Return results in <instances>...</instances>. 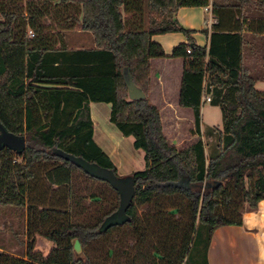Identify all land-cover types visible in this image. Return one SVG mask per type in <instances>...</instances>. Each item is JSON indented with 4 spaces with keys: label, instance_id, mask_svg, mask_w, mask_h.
<instances>
[{
    "label": "trees",
    "instance_id": "obj_1",
    "mask_svg": "<svg viewBox=\"0 0 264 264\" xmlns=\"http://www.w3.org/2000/svg\"><path fill=\"white\" fill-rule=\"evenodd\" d=\"M253 1L0 0V125L26 140L22 151L0 146V208L28 212L25 256L0 250V264H190L203 239L202 264H208L215 230L243 226L244 215L264 200V92L244 65L243 25L227 24L229 13L242 14ZM209 6L216 23L211 34L202 31L209 46L201 47L176 15ZM78 26L93 35L96 48L65 47V32ZM247 31L264 34L263 17ZM169 33L187 42L167 56L152 37ZM159 58L184 60L179 104L192 110L195 135L201 136L203 98L213 95L210 103L220 107L223 128L207 141L179 150L166 138L149 99L151 60ZM129 78L144 100L129 99ZM91 103L111 104V123L145 152L144 171L118 176L94 140ZM96 168L134 182L122 219L121 195L93 175ZM78 176L107 184L118 204L84 214ZM113 235L115 248L102 254ZM38 236L54 244L47 256L36 249Z\"/></svg>",
    "mask_w": 264,
    "mask_h": 264
},
{
    "label": "crops",
    "instance_id": "obj_2",
    "mask_svg": "<svg viewBox=\"0 0 264 264\" xmlns=\"http://www.w3.org/2000/svg\"><path fill=\"white\" fill-rule=\"evenodd\" d=\"M223 0H217L221 3ZM227 19L229 27L243 25L244 30V65L247 67V50L249 48L250 55L253 59L254 66H262L264 68V53L261 54L260 46H264V34H256L247 31V25L255 17L250 16L248 12L240 14L233 10L229 13ZM176 18L180 25L187 30L194 31L192 35L196 43L201 47L209 46V36L203 34V30H211L208 28V23H216V19L212 14V6L206 8H181L179 9ZM247 19V21H245ZM238 22H240L238 24ZM80 32L91 35L89 32H83L78 26L74 30L65 32L64 35ZM33 38V37H32ZM152 41L160 44L167 56H170L173 50L180 44L186 43V37L181 33H169L163 35H155ZM247 42L249 44L247 45ZM93 43V42H92ZM71 41L66 38L64 45L68 50L94 49L95 44L90 46L71 45ZM59 46V45H58ZM184 60L181 58H159L151 60L150 70V89L149 99L152 104L158 107L163 128L165 130L164 114L167 112L170 117L178 115L185 110L191 109L182 108L179 104V94L181 89L182 77L184 73ZM253 75V73H251ZM264 76V69L263 74ZM261 85L259 91L264 92V81L258 82ZM168 94H175L176 104L173 106ZM206 97L203 98L201 131L203 133V110L206 105ZM175 103V102H174ZM171 106V107H169ZM111 104L107 103H91L90 111L91 118L94 123V140L97 145L111 158L113 163L122 174L129 173L130 170H145L146 160L145 152L134 147L135 139L133 137H124L117 127L111 123ZM189 112V113H190ZM179 117L174 118L176 125H181ZM173 119V118H172ZM194 119V115H193ZM194 121V120H193ZM194 122L190 121L192 125ZM172 124V123H171ZM193 131V130H192ZM197 136V135H196ZM129 139H132L135 151L131 153L126 151ZM204 140V137H203ZM172 144L178 149L181 148L178 142L171 140ZM205 141V140H204ZM143 151V153L141 152ZM130 155V156H129ZM25 243H27L25 241ZM0 250L4 251L0 248ZM208 264H264V200L259 203L258 209L255 212H249L244 215L243 226H226L219 227L215 230L209 244L207 252Z\"/></svg>",
    "mask_w": 264,
    "mask_h": 264
},
{
    "label": "rangeland",
    "instance_id": "obj_3",
    "mask_svg": "<svg viewBox=\"0 0 264 264\" xmlns=\"http://www.w3.org/2000/svg\"><path fill=\"white\" fill-rule=\"evenodd\" d=\"M222 4H227L226 2ZM234 4V2H231ZM261 2L259 1H253L251 4H249L247 7H244L242 10V13L248 12L250 16L255 17V19L262 18L264 19V7L260 5ZM240 11V9H239ZM213 24V23H212ZM30 35V33H29ZM67 39L71 41V45H77V46H90L92 44H95L93 35L83 34L80 32H74L70 34L65 35ZM31 37V36H30ZM32 38V37H31ZM93 42V43H92ZM249 42H247V45ZM261 54L264 53V46H260ZM247 68L250 70L251 73H253V76L257 78L258 82L264 81L263 74V67L262 66H254L253 65V59L250 55L249 48L247 50ZM258 90H260L261 85H257L256 87ZM172 105L174 106L176 104V97L175 94H168ZM209 97L213 98V95H209ZM175 102V103H174ZM171 107V106H169ZM190 112V111H189ZM188 110L179 113L178 115H170L166 112L164 115L165 122V130L163 128L164 134L166 138L170 141L174 140L179 143L181 148L179 150H184L192 146L199 138L207 141V136L211 131L214 130H222L223 128V118H222V112L220 107L214 102V103H206L204 110H203V133L201 131V136H196L194 133L195 130V121H193V115ZM178 118L180 120L181 125H176L173 121L174 118ZM173 118V119H172ZM190 121L194 122L192 125L190 124ZM172 123V124H171ZM163 126V124H162ZM193 130V131H192ZM213 136H217L216 132L214 131L212 133ZM132 139H129V144H127L126 151L129 150L131 155L135 151V148L132 144ZM173 145V144H172ZM177 148V147H176ZM143 153V151H141ZM130 156V155H129ZM117 168V167H116ZM118 170V169H117ZM144 170H130L129 173L122 174L120 171L118 172V176L120 178H128L129 176L133 175L136 172H140ZM76 184L79 191V196L81 197L78 200V203H80L79 210L84 211L86 215L92 217L96 215L97 213H102L103 211H109L113 207H115L118 202V196L117 194L105 183L98 182V181H90L87 180L81 176H78L76 179ZM127 181V180H123ZM92 196H95V198L100 199V202H95V199L92 198ZM120 208V207H119ZM144 208H139V212L141 213ZM27 208H18V207H4L0 208V248L4 251L11 252L18 256H25L26 251V243L28 241L27 237V223H28V215H27ZM205 232L203 231V234ZM41 237L38 236L37 238V246L36 249L41 251L45 256H47L50 251V243L45 241V243L39 242ZM111 244H108L106 246H103L102 254L107 253L108 248H115L116 246V238L115 235L112 237ZM132 243V241H130ZM198 253V254H197ZM204 254V239L203 242H201V246L197 249V252L193 255L191 258L190 264H202V256ZM100 256V254H93V256ZM105 264H111V262H107Z\"/></svg>",
    "mask_w": 264,
    "mask_h": 264
},
{
    "label": "water",
    "instance_id": "obj_4",
    "mask_svg": "<svg viewBox=\"0 0 264 264\" xmlns=\"http://www.w3.org/2000/svg\"><path fill=\"white\" fill-rule=\"evenodd\" d=\"M128 97L131 101L144 100L146 98L144 92L135 85L131 78L128 79ZM0 130V146H6L16 151H22L25 149V138L15 137L9 134L1 125ZM93 175L101 180L108 181L114 190H116L121 195V205L117 213V219H122L130 208L131 202L135 196L134 182L131 179L122 181L111 171L102 168H96L93 170ZM45 241L50 243V248L52 250L54 244L51 241L45 238H41L39 240L41 243H45ZM72 246L74 252L79 258L84 257V250L78 239H74L72 241Z\"/></svg>",
    "mask_w": 264,
    "mask_h": 264
},
{
    "label": "built area",
    "instance_id": "obj_5",
    "mask_svg": "<svg viewBox=\"0 0 264 264\" xmlns=\"http://www.w3.org/2000/svg\"><path fill=\"white\" fill-rule=\"evenodd\" d=\"M207 26H208V28L211 30V29H212V26H213L212 22H209ZM30 36H31V37H34L35 35L33 34V32H30ZM205 101L208 102V103H210V102H211V98H210V97H207V98L205 99Z\"/></svg>",
    "mask_w": 264,
    "mask_h": 264
}]
</instances>
